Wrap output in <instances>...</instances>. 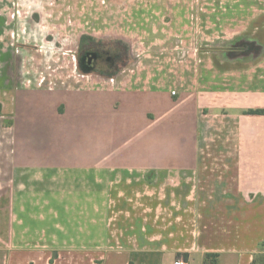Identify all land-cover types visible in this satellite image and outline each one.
Wrapping results in <instances>:
<instances>
[{"label": "crops", "instance_id": "crops-1", "mask_svg": "<svg viewBox=\"0 0 264 264\" xmlns=\"http://www.w3.org/2000/svg\"><path fill=\"white\" fill-rule=\"evenodd\" d=\"M203 1L224 4L210 11L211 18L248 21L220 26L225 36L214 41L211 53L203 52L196 32L195 47L179 46L175 58L160 61L169 71L178 67L174 78L150 75L146 68L154 61L147 59L97 87H68L69 119L55 122L50 136L41 119L44 90L29 85L36 76L19 78L13 95L0 87V122L7 97L15 100L16 113L7 125L12 138L4 178L14 185L18 176L27 189L31 171L55 173L67 164L72 172L98 171L112 184L103 222L85 218L76 227L67 208L61 224L56 209L50 226L48 219L34 224L41 234L29 246L36 236L17 240L10 219L0 264H173L178 257L189 264H264V114L249 112L264 109V0ZM91 91L97 94L88 97ZM50 92L59 95L58 89ZM90 107L98 108L97 122L85 118L95 114ZM57 134L87 139V146H96L95 140L98 153L42 154L59 146ZM12 188L8 194H15ZM68 189L73 195L74 187Z\"/></svg>", "mask_w": 264, "mask_h": 264}, {"label": "rangeland", "instance_id": "rangeland-1", "mask_svg": "<svg viewBox=\"0 0 264 264\" xmlns=\"http://www.w3.org/2000/svg\"><path fill=\"white\" fill-rule=\"evenodd\" d=\"M202 1L0 0V87L2 90H10L13 95L14 90L21 86L19 78L23 75L36 76L38 80L29 85L44 90L41 119L46 122L50 136L55 122L60 125L69 119L66 115L68 87H97L99 80L112 78L124 70L130 74L136 61L147 59L154 61L152 66L146 68L150 75L166 73L172 74L174 78V70H178V67L174 66V70L169 67V71L168 67L160 66V61L175 58L179 46L189 50L195 47L196 32L201 31L203 52L211 53L214 41L224 39L225 34L219 33L220 26L226 27L228 22L231 27L242 26L248 21L211 18L210 11L224 4ZM255 7L261 8L258 4ZM197 15L200 19L194 18ZM83 36L90 38L86 41V48L99 54L96 67L90 72L83 71L79 64ZM6 78L10 79L9 83L4 81ZM52 89H58L59 95H51ZM46 93L49 95L46 96ZM85 94L93 97L97 93L91 91ZM4 102L7 112L0 122V245H6L2 244V236L8 235V227L5 225L10 219L14 220L12 229L17 240H20L19 235L21 240L26 234L36 236L34 242L26 244L29 246L38 241L41 234L38 233L41 227L34 224L48 219L47 225L50 226V216L55 214L56 209L63 214L65 222L60 221L61 224L67 221V208V213L72 215L70 223L76 227L83 226L85 218L92 223L103 222L106 212L105 194L112 184L110 180L99 179L98 171L72 172L67 170V164H62L55 173L50 170H33L37 173H28L27 189L19 186L24 180L19 181L18 176L14 185L13 181L10 183L8 178H4V172L9 169L4 159L11 155L9 140L12 138V131H8L7 125L13 124L12 116L16 115L13 111L15 100L7 97ZM32 104L35 106L34 98ZM90 110H94L95 114L86 115L85 118L97 122L98 108L90 107ZM97 131L91 132L93 139L97 138ZM46 133L43 129L42 137L49 140L50 137L44 135ZM52 135L56 136L54 130ZM57 139L59 146L48 147L42 154H54L56 151L62 155L98 153L95 140L91 142L96 143V146H87L88 140L81 137L60 135ZM36 186L38 195L34 193ZM71 187L75 190L73 195L66 192ZM11 188L15 194H8ZM107 203L109 206L108 197ZM21 219L22 223L19 222ZM18 224L28 227L20 229ZM44 229L50 230L48 226H44Z\"/></svg>", "mask_w": 264, "mask_h": 264}, {"label": "flooded vegetation", "instance_id": "flooded-vegetation-1", "mask_svg": "<svg viewBox=\"0 0 264 264\" xmlns=\"http://www.w3.org/2000/svg\"><path fill=\"white\" fill-rule=\"evenodd\" d=\"M98 53L93 50L84 48L79 50V64L83 71H92L96 67Z\"/></svg>", "mask_w": 264, "mask_h": 264}, {"label": "trees", "instance_id": "trees-1", "mask_svg": "<svg viewBox=\"0 0 264 264\" xmlns=\"http://www.w3.org/2000/svg\"><path fill=\"white\" fill-rule=\"evenodd\" d=\"M90 39L88 36H83L82 37V42H81V49H84L87 47L86 41ZM113 75V74H112ZM110 75V76H112ZM1 104H0V114H1ZM250 113H259V114H264V109H256V110H249Z\"/></svg>", "mask_w": 264, "mask_h": 264}, {"label": "built area", "instance_id": "built-area-1", "mask_svg": "<svg viewBox=\"0 0 264 264\" xmlns=\"http://www.w3.org/2000/svg\"><path fill=\"white\" fill-rule=\"evenodd\" d=\"M173 95L177 94L176 90H172L171 92ZM173 264H189L188 260H186L183 257H178L176 260L173 262Z\"/></svg>", "mask_w": 264, "mask_h": 264}]
</instances>
